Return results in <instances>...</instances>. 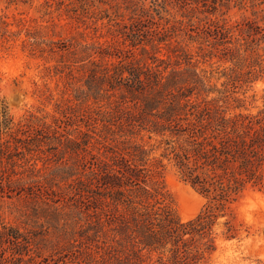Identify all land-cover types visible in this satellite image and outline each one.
<instances>
[{"label": "trees", "instance_id": "16d2710c", "mask_svg": "<svg viewBox=\"0 0 264 264\" xmlns=\"http://www.w3.org/2000/svg\"><path fill=\"white\" fill-rule=\"evenodd\" d=\"M112 1L98 2L113 14L92 0L45 2L102 42L45 40L22 19L9 32L0 17V43L24 32L23 49L65 77L52 115L15 120L0 101V264H208L219 219L224 239L239 233L230 205L264 193V96L256 113L234 96L264 79V8L228 25L210 17L228 0H178L183 20L162 22L164 0ZM185 19L197 20L190 32ZM212 56L231 64L222 89L198 71ZM167 167L206 199L188 221L173 212Z\"/></svg>", "mask_w": 264, "mask_h": 264}, {"label": "rangeland", "instance_id": "374dc122", "mask_svg": "<svg viewBox=\"0 0 264 264\" xmlns=\"http://www.w3.org/2000/svg\"><path fill=\"white\" fill-rule=\"evenodd\" d=\"M51 0H26V2L10 3L9 0H0V17L10 25L9 32L17 33L19 28L16 21L22 19L25 25L34 27L41 31L45 40H62L77 36V32L83 33L79 41L92 43L102 42L103 38H96L90 29L77 24L73 20L66 19L61 11L45 7V2ZM95 3V12L113 10L108 5L99 3V0H92ZM108 1L111 6L115 5L112 0ZM145 7L151 5L150 0H141ZM165 8H158L162 22L165 20H183L180 15L183 4L178 0H164ZM229 9L218 12L213 19L224 20L228 25H235L243 19H253L254 11L264 8L259 3L263 0H228ZM119 11L126 18L129 14L125 5L120 4ZM61 14V16H59ZM111 14V15H112ZM261 17V15L259 16ZM185 31L190 32L197 26V20H193V26L184 20ZM152 21L146 25H150ZM106 20L99 21L98 26L105 25ZM192 33V32H191ZM183 35V33H181ZM94 37V38H93ZM25 40L24 32L19 36H13L8 43H0V101L3 102L15 120L33 112L37 115H52L55 112L54 104L60 100L61 91L65 77L48 74L46 67L56 64L54 59H42L37 55L31 56L27 49H23L22 41ZM189 50L195 54L197 44L188 42ZM208 49V48H206ZM207 52V50H205ZM262 54V52L260 51ZM199 59L198 71L208 72L210 84L222 89L225 82L223 73L231 67L230 62L219 60L212 56L205 58V62ZM210 73V74H209ZM234 96L242 100L245 111L256 113L263 106L264 79L248 83L242 89L236 90ZM216 95L211 94L210 98ZM16 98V99H15ZM238 112V111H235ZM40 166L41 163H38ZM165 190L170 195L174 214L182 222L194 218L203 208L206 199L192 189L188 184L182 182L175 171L167 167L164 173ZM232 223L239 229L234 239H224L222 222L220 218L218 225L214 227L217 233L216 251L210 257L208 264H264V193L257 190L247 189L236 202L230 205ZM188 217L184 219V217ZM226 218H229L228 216ZM231 218V217H230ZM2 219L5 223L16 225L12 216L4 214ZM146 263L151 264L155 257Z\"/></svg>", "mask_w": 264, "mask_h": 264}, {"label": "bare ground", "instance_id": "6f19581e", "mask_svg": "<svg viewBox=\"0 0 264 264\" xmlns=\"http://www.w3.org/2000/svg\"><path fill=\"white\" fill-rule=\"evenodd\" d=\"M187 218H188V217H186V216L184 217V219H187Z\"/></svg>", "mask_w": 264, "mask_h": 264}, {"label": "water", "instance_id": "95a60500", "mask_svg": "<svg viewBox=\"0 0 264 264\" xmlns=\"http://www.w3.org/2000/svg\"><path fill=\"white\" fill-rule=\"evenodd\" d=\"M16 99V98H15Z\"/></svg>", "mask_w": 264, "mask_h": 264}]
</instances>
